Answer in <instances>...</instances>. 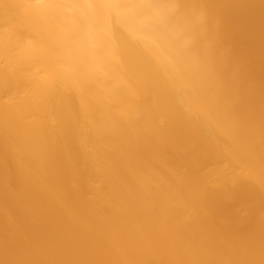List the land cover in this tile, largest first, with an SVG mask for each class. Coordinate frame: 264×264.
Returning a JSON list of instances; mask_svg holds the SVG:
<instances>
[{
  "label": "bare ground",
  "instance_id": "1",
  "mask_svg": "<svg viewBox=\"0 0 264 264\" xmlns=\"http://www.w3.org/2000/svg\"><path fill=\"white\" fill-rule=\"evenodd\" d=\"M0 264H264V0H0Z\"/></svg>",
  "mask_w": 264,
  "mask_h": 264
}]
</instances>
